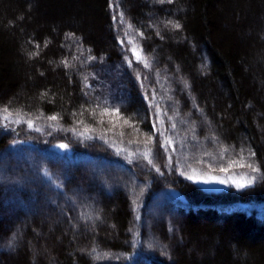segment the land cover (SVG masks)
<instances>
[{"label": "trees", "instance_id": "trees-1", "mask_svg": "<svg viewBox=\"0 0 264 264\" xmlns=\"http://www.w3.org/2000/svg\"><path fill=\"white\" fill-rule=\"evenodd\" d=\"M0 217V264H264V0H0Z\"/></svg>", "mask_w": 264, "mask_h": 264}, {"label": "rangeland", "instance_id": "rangeland-1", "mask_svg": "<svg viewBox=\"0 0 264 264\" xmlns=\"http://www.w3.org/2000/svg\"><path fill=\"white\" fill-rule=\"evenodd\" d=\"M197 181L198 182L196 183L200 185L202 188L206 190H210V191H215V192L228 188V187L234 186L236 188H240L238 185H243V186L246 185L245 179H243L242 177H237V176L226 177L221 174L199 176V178H197ZM218 181H224V183H219ZM66 203H68V200L64 201V204ZM152 212L150 211L149 214L150 215L153 214ZM61 213H62L61 209L60 210L57 209L56 215L52 217L51 219H50L49 214L45 210L34 212L32 213V215L36 218H41L43 222L44 221L46 222V224L48 223L47 227H49V230L54 231L53 228L61 225ZM12 214H13V210L11 211V210H8L6 207H3V212L1 213V216H3V218L8 219L9 217L13 216ZM0 220H1V217H0ZM36 236L42 237V234L36 233ZM177 239L181 245L186 243V242L183 243L180 237H177ZM46 240L48 239H45V241ZM57 243L61 244L62 239L57 238ZM53 249H54V246L48 247L46 244H42L41 240L39 243L37 242V245H35V243L34 244L31 243L30 249H29L30 254H31V259L33 260L34 258H36L38 260L39 258L44 257L46 258V260L50 261L53 264V262L56 260V254L54 251H52Z\"/></svg>", "mask_w": 264, "mask_h": 264}, {"label": "snow or ice", "instance_id": "snow-or-ice-1", "mask_svg": "<svg viewBox=\"0 0 264 264\" xmlns=\"http://www.w3.org/2000/svg\"><path fill=\"white\" fill-rule=\"evenodd\" d=\"M169 2H171V0H169ZM129 27H131L130 25H129ZM174 27H176V28H179L180 27V25L179 24H176V25H174ZM137 59L138 60H143V57H141L138 53H137ZM66 63V62H65ZM145 66H148L147 65V62L145 61ZM109 115H111L110 113H108ZM116 114L117 115H119V110H117L116 111ZM50 119H52V120H55V119H57L55 116H53V117H50ZM29 126H31V125H29ZM60 147L61 148H67V145H60ZM145 155L147 156L148 155V153H145ZM149 163H151V160H149ZM245 165L243 164V163H241L240 164V167H244ZM247 167H249L250 169H252V171H259V169L258 168H255V167H253L251 164H248L247 165ZM157 171H159V169H157ZM189 179H191V177H189ZM219 183H224V181H218ZM252 181H248V183H251ZM239 187H242L243 185H238Z\"/></svg>", "mask_w": 264, "mask_h": 264}]
</instances>
